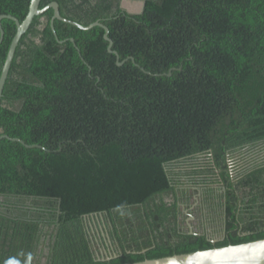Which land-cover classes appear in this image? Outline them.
Wrapping results in <instances>:
<instances>
[{
    "label": "trees",
    "instance_id": "1",
    "mask_svg": "<svg viewBox=\"0 0 264 264\" xmlns=\"http://www.w3.org/2000/svg\"><path fill=\"white\" fill-rule=\"evenodd\" d=\"M31 1L0 0V15L23 21ZM53 1L65 18L100 20L120 60L136 62L118 65L102 26L56 18L55 33L53 8L34 17L0 135L45 148L0 137V264H126L263 239L264 0L40 7ZM2 26L0 76L17 32L10 18ZM196 186L197 210L223 215L219 239L187 222ZM98 214L105 255L89 223Z\"/></svg>",
    "mask_w": 264,
    "mask_h": 264
},
{
    "label": "water",
    "instance_id": "2",
    "mask_svg": "<svg viewBox=\"0 0 264 264\" xmlns=\"http://www.w3.org/2000/svg\"><path fill=\"white\" fill-rule=\"evenodd\" d=\"M139 0H122V6L129 12L138 13L144 8L145 1L141 0L142 8L140 11H134V9H129L127 3ZM41 0H32L30 4V9L23 21H20L16 16L11 14H1L0 15V44L4 38V29L2 26V19L10 18L14 20L17 24V32L12 40L11 46L9 48L6 60L3 65V69L0 76V101L3 95V89L5 82L7 80L9 70L11 67L12 60L16 51V47L22 37V35L29 29L34 17L36 15L43 14L49 8H53L54 14L52 17L51 25L55 32L54 20L61 19L67 22H71L82 29H90L94 26H102L105 29L104 37L109 41L108 50L111 53L117 55L118 65H122L127 59L131 58L134 62L135 58L129 57L125 60H120V56L116 50L112 48L113 40L109 37V28L103 24L100 20L94 21L89 25H83L79 22L65 18L60 13L59 3L57 1L50 2L45 7H40ZM56 33V32H55ZM74 41V38H72ZM63 42V41H61ZM171 73H169L170 75ZM0 137H7L11 140L20 141L28 147H43L39 144H28L18 137H11L7 134H2ZM45 148V147H43ZM126 264H264V238L258 239L246 243L228 245L224 247H214L206 250H197L189 253L174 254L171 256H165L155 259H145L139 262L126 263Z\"/></svg>",
    "mask_w": 264,
    "mask_h": 264
},
{
    "label": "rangeland",
    "instance_id": "3",
    "mask_svg": "<svg viewBox=\"0 0 264 264\" xmlns=\"http://www.w3.org/2000/svg\"><path fill=\"white\" fill-rule=\"evenodd\" d=\"M131 4H135L136 7L134 8V11H140L142 8V2L141 0L139 1H132L130 2ZM130 9V8H129ZM239 164H244L245 160H240L238 159ZM197 192L194 193L193 198H194V203L190 209H185V211L189 214V217L187 218V222L189 226L194 230L196 228H201L205 227V230H207L210 235H212L215 239H219L224 235V231L222 229L223 227V215H221L220 212L216 211L215 213H210L208 215H203L202 212H199L197 209L199 206H201V194L204 191V187L198 186L195 187ZM203 213H206L203 210ZM103 215L98 214L89 220V223L92 225L91 228L95 231L96 236L99 239V254L100 255H105L106 252L105 250H108L109 247H111V240L108 238V234L106 233L105 230V224L103 221ZM106 236L107 239V245L102 244V240H100L101 236ZM109 245V246H108Z\"/></svg>",
    "mask_w": 264,
    "mask_h": 264
},
{
    "label": "bare ground",
    "instance_id": "4",
    "mask_svg": "<svg viewBox=\"0 0 264 264\" xmlns=\"http://www.w3.org/2000/svg\"><path fill=\"white\" fill-rule=\"evenodd\" d=\"M127 7L130 9H134L136 7L135 4L127 3Z\"/></svg>",
    "mask_w": 264,
    "mask_h": 264
},
{
    "label": "flooded vegetation",
    "instance_id": "5",
    "mask_svg": "<svg viewBox=\"0 0 264 264\" xmlns=\"http://www.w3.org/2000/svg\"><path fill=\"white\" fill-rule=\"evenodd\" d=\"M107 244V243H106Z\"/></svg>",
    "mask_w": 264,
    "mask_h": 264
}]
</instances>
